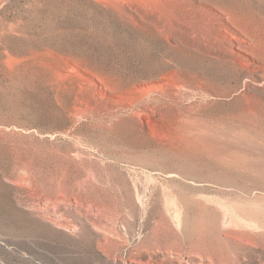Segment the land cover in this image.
I'll use <instances>...</instances> for the list:
<instances>
[{
	"label": "rangeland",
	"instance_id": "1",
	"mask_svg": "<svg viewBox=\"0 0 264 264\" xmlns=\"http://www.w3.org/2000/svg\"><path fill=\"white\" fill-rule=\"evenodd\" d=\"M171 2L0 0V264H264V84L166 41L212 9L264 58V0ZM164 73L215 95L126 127Z\"/></svg>",
	"mask_w": 264,
	"mask_h": 264
},
{
	"label": "bare ground",
	"instance_id": "2",
	"mask_svg": "<svg viewBox=\"0 0 264 264\" xmlns=\"http://www.w3.org/2000/svg\"><path fill=\"white\" fill-rule=\"evenodd\" d=\"M162 2L174 14H187V12L191 11L189 7H186L188 4L185 3L183 6H177L173 5L171 0H162ZM190 5L196 6L193 8L199 6L197 1H192ZM205 11L204 17L206 18L208 29L220 31L222 28L224 29V34L223 32L222 35L215 33L217 36L206 34L208 31L206 28H203L199 29L196 37L189 30L184 31L177 27L174 32L175 34L167 35L166 41L168 44L172 46L175 43H182L187 48L199 49L202 52H206L209 55H213L239 67L247 68L248 71H251L249 73L253 76L249 77L254 79V82L262 80L264 84V58L258 53V47L254 43V38L248 33L236 29L235 25L222 12L212 9ZM128 14L132 15L131 13ZM151 18L157 26L169 29L170 26L167 20L154 15ZM205 35L208 36L209 45L204 39ZM255 74H258V77H255ZM143 86H138L135 91H131L128 96L124 97L129 102L128 110L132 111L129 123L126 122L124 125L126 127L132 126V129L137 130L140 134H149L150 136L151 126L154 125V128H158L155 126L160 125L162 116L166 112L172 111L170 110L172 105L168 101L178 99L183 91L194 92V94L205 93L206 95H215L213 90L203 86L201 83L195 82L192 79L181 78L176 73H164L152 83V87L148 85L147 88H144ZM250 87L249 85L247 86V88ZM157 96L162 97V99ZM140 101L145 102L140 105ZM113 105L119 106L120 104L118 101H113ZM135 118H139V122H136ZM91 225L92 228H103L94 222ZM59 226L61 228H68V226L62 224H59Z\"/></svg>",
	"mask_w": 264,
	"mask_h": 264
}]
</instances>
